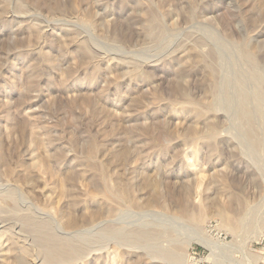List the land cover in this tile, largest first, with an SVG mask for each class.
I'll list each match as a JSON object with an SVG mask.
<instances>
[{
  "label": "rangeland",
  "instance_id": "1",
  "mask_svg": "<svg viewBox=\"0 0 264 264\" xmlns=\"http://www.w3.org/2000/svg\"><path fill=\"white\" fill-rule=\"evenodd\" d=\"M50 245L264 264V0H0V264Z\"/></svg>",
  "mask_w": 264,
  "mask_h": 264
},
{
  "label": "bare ground",
  "instance_id": "2",
  "mask_svg": "<svg viewBox=\"0 0 264 264\" xmlns=\"http://www.w3.org/2000/svg\"><path fill=\"white\" fill-rule=\"evenodd\" d=\"M38 152V151H37ZM37 162V161H36ZM40 166V165H39ZM45 167V166H44ZM41 169V168H40ZM39 169V170H40ZM46 171V170H45ZM39 172V171H38ZM119 189V188H118ZM121 189V188H120ZM107 191V190H106ZM124 192V193H123ZM108 193V192H107ZM120 194H118L116 197H117V200H118V198H119V200H120V202H122L121 200H123V198L121 197V196H124L125 195V197H127L128 196V194L123 190V191H121V192H119ZM110 195H112V193L110 192ZM198 198V197H197ZM109 199V198H108ZM128 199H129V197H128ZM127 199V200H128ZM156 199H157V197H156ZM132 200V199H131ZM109 201H110V199H109ZM130 202H132V201H130ZM129 202V203H130ZM134 202V201H133ZM117 204V203H116ZM150 204V203H149ZM58 206V205H57ZM215 207V206H214ZM220 209V208H219ZM223 209V208H222ZM215 210V209H214ZM179 211H180V213H182V214H185V215H190V216H192V218L193 219H195L196 220V217H197V215H196V217H194V214L192 215V213L188 210V208H187V206H185V205H183V206H181L180 207V209H179ZM221 211V218H222V222H223V224H224V226L225 227H227V228H229V229H231V230H236V229H238L239 228V226H240V224H241V220H236L233 216H231L230 214H228V213H225V212H223L222 210H220ZM111 212V211H110ZM214 212V211H213ZM224 213V214H223ZM196 214V213H195ZM189 216V217H190ZM203 217V216H202ZM205 217V216H204ZM101 218V217H100ZM221 218H220V220H221ZM240 219V218H239ZM3 225V224H2ZM133 232V231H132ZM137 232V231H136ZM143 232V231H142ZM141 232V233H142ZM142 235L145 237V236H147V233H142ZM141 235V236H142ZM128 236V235H127ZM149 236V235H148ZM151 236V235H150ZM152 237V236H151ZM153 238V237H152ZM259 239V238H258ZM200 240V239H199ZM259 240H261V239H259ZM134 241V240H133ZM202 242H204L203 240H202ZM206 243V242H205ZM118 244V243H117ZM207 244V243H206ZM181 245H183L184 246V244L182 243ZM51 246V245H50ZM56 246V245H55ZM55 246H51V248L50 247H48V248H50L49 250H47L48 252V257H47V260L50 262V264H54L55 263V261H56V258H58V257H60V256H62V255H64L65 256V251L64 250H62V245H61V247L59 246L58 247V245H57V247H55ZM178 246V245H177ZM53 247V248H52ZM65 247V246H64ZM63 247V248H64ZM119 247V246H118ZM180 247V246H179ZM177 248V247H176ZM182 247H180V248H178L177 249V251H179L180 249H181ZM80 251V250H79ZM78 251V252H79ZM168 251H171V250H168ZM167 251V252H168ZM175 251H176V249H175ZM77 251H74L73 249H72V256H73V258H75L74 256L75 255H77V253H78ZM166 252V253H167ZM183 252V251H182ZM185 252V251H184ZM64 253V254H63ZM68 253V252H67ZM66 253V254H67ZM81 253H83V252H81ZM164 253V252H163ZM165 253V254H166ZM187 253V252H186ZM69 254H70V252H69ZM84 254V253H83ZM164 254V255H165ZM169 254V253H168ZM170 254H171V252H170ZM181 254V253H180ZM120 255H121V252L119 251V248H117V249H113L112 251H109L108 252V258L109 259H111V261H113V263L114 264H116V263H118L117 261V259H119V257H120ZM184 255V254H183ZM67 256V255H66ZM78 256V255H77ZM87 256V255H86ZM167 256V255H166ZM166 256H164V257H166ZM172 256V255H171ZM175 257H178L179 258V256H178V254L176 253V255H174ZM65 258V257H64ZM69 259H70V257H69ZM71 259H72V257H71ZM80 259V258H79ZM170 259V258H169ZM191 259V258H190ZM66 260V259H65ZM73 260H75V259H73ZM67 261L69 262V260H68V258H67ZM67 262V263H68ZM83 264V263H82Z\"/></svg>",
  "mask_w": 264,
  "mask_h": 264
}]
</instances>
